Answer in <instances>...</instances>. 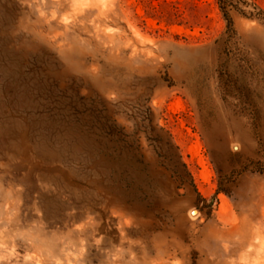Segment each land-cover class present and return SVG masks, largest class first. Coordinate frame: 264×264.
Wrapping results in <instances>:
<instances>
[{
	"label": "rangeland",
	"instance_id": "374dc122",
	"mask_svg": "<svg viewBox=\"0 0 264 264\" xmlns=\"http://www.w3.org/2000/svg\"><path fill=\"white\" fill-rule=\"evenodd\" d=\"M0 264H264V0H0Z\"/></svg>",
	"mask_w": 264,
	"mask_h": 264
},
{
	"label": "bare ground",
	"instance_id": "6f19581e",
	"mask_svg": "<svg viewBox=\"0 0 264 264\" xmlns=\"http://www.w3.org/2000/svg\"><path fill=\"white\" fill-rule=\"evenodd\" d=\"M204 179L206 180V178L204 177ZM197 215V213H193L192 214V217H194V216H196Z\"/></svg>",
	"mask_w": 264,
	"mask_h": 264
}]
</instances>
